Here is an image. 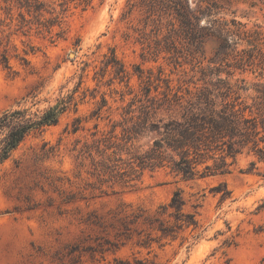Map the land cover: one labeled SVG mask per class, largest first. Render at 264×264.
<instances>
[{
  "label": "rangeland",
  "instance_id": "obj_1",
  "mask_svg": "<svg viewBox=\"0 0 264 264\" xmlns=\"http://www.w3.org/2000/svg\"><path fill=\"white\" fill-rule=\"evenodd\" d=\"M220 3L221 16L249 30L221 58L215 37L189 43L144 0H0V115L60 110L0 166V264H264V157L248 147L228 157L229 173L194 179L170 166L110 178L79 156L103 135L122 136L152 98L185 100L229 83L254 104L264 84V0ZM156 138L146 131L122 158ZM176 191L183 216L170 206Z\"/></svg>",
  "mask_w": 264,
  "mask_h": 264
},
{
  "label": "trees",
  "instance_id": "obj_2",
  "mask_svg": "<svg viewBox=\"0 0 264 264\" xmlns=\"http://www.w3.org/2000/svg\"><path fill=\"white\" fill-rule=\"evenodd\" d=\"M144 1L149 9L157 7L165 11L171 17V24L174 27L178 24L180 34L189 43L195 45L207 37H215L218 41L216 52L220 58L226 55L229 43L237 49L249 34L246 24L221 16L223 6L220 0ZM20 3L31 6L29 0H20ZM202 19L206 21L204 25L201 24ZM117 72L124 73L122 77L126 76L123 67ZM215 85L197 88L196 93L185 100L178 96L171 99L168 95L162 101L152 98L149 105L142 106L137 116L130 117L132 125L123 128L122 136L114 132L103 135L93 145L81 149L79 156L87 154L92 157L98 175H109L110 178L120 176L126 181L133 180L132 175L139 170L164 166H170L186 179L225 175L229 173L228 157H235L245 147L263 158L264 84L258 90L259 95L253 105L244 104L231 84ZM175 107L181 108L180 117L173 116L163 123V118L154 119L158 112L171 111ZM59 114L60 110L56 107L35 112L25 107L4 111L0 115V166L33 131H43L58 122ZM146 131H156L160 138L153 141L149 150L130 154L127 163L122 153L129 143L133 145V140ZM94 154L100 159L95 160ZM208 160H213V163L208 164ZM201 165H204L203 169L199 168ZM217 191H222V198L228 195L227 190L222 188ZM184 205L181 191H176L170 206L178 216H183ZM194 216L188 215V224L197 227Z\"/></svg>",
  "mask_w": 264,
  "mask_h": 264
}]
</instances>
